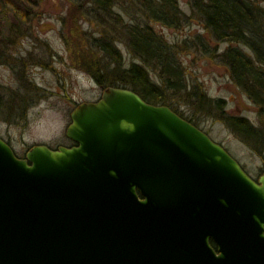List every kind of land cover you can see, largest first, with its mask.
I'll use <instances>...</instances> for the list:
<instances>
[{
    "label": "water",
    "instance_id": "obj_1",
    "mask_svg": "<svg viewBox=\"0 0 264 264\" xmlns=\"http://www.w3.org/2000/svg\"><path fill=\"white\" fill-rule=\"evenodd\" d=\"M70 117L71 148L0 137V264H264V174L128 88Z\"/></svg>",
    "mask_w": 264,
    "mask_h": 264
},
{
    "label": "rangeland",
    "instance_id": "obj_2",
    "mask_svg": "<svg viewBox=\"0 0 264 264\" xmlns=\"http://www.w3.org/2000/svg\"><path fill=\"white\" fill-rule=\"evenodd\" d=\"M75 1L82 5L85 3L83 9L75 10L73 0H28L26 21L16 14L21 13L20 9L0 11V19L4 21L0 25V33L5 34L8 40L6 50L12 54L10 57L5 55V60L0 62V136L9 141L21 157L36 144L54 148L69 144L71 140L67 139L66 129L71 122L72 111L79 103L97 101L104 91L90 72L74 63L70 44L66 43L67 36L77 34L85 37L88 32L93 38L108 34L113 36L127 63L138 60L122 42L123 32L111 16L102 19L101 10H90L92 0ZM116 1L115 10L126 21H131L133 16L141 19L133 0ZM177 1L182 11L177 18L179 28L160 22H153V26L169 43L183 45L177 58L185 69L191 88L199 85L207 96L225 100L226 113L247 117L252 124L260 125L259 105L230 78L228 68L190 46L198 36L210 35L194 16L189 0ZM212 42L220 50L228 45L226 42ZM155 75L154 72L153 77L157 78ZM22 82L31 84L32 90ZM32 91L33 99L27 104L23 116L13 113L11 97L17 99L14 104L17 105L22 94L27 96ZM175 100L172 102L182 113L195 119L252 175L258 176L264 171V151H259L252 141L233 131L217 116L216 110L200 111L189 100Z\"/></svg>",
    "mask_w": 264,
    "mask_h": 264
},
{
    "label": "trees",
    "instance_id": "obj_3",
    "mask_svg": "<svg viewBox=\"0 0 264 264\" xmlns=\"http://www.w3.org/2000/svg\"><path fill=\"white\" fill-rule=\"evenodd\" d=\"M27 2L28 0H0V11L20 9L21 13L16 14L26 21ZM73 2L75 10L85 6V3L82 5L75 0ZM133 2L137 4L136 12L141 19L133 16L131 21H126L115 10L118 5L116 0H92L90 10H101L102 19L107 15L113 18L123 32L122 42L138 60L127 63L113 36L104 34L92 38L87 32L89 39L77 34L67 36L66 43L70 44L74 63L90 72L101 87L131 89L149 103L171 107L199 127L201 125L195 119L182 113L172 101L189 100L200 111L216 110L217 116L227 122L233 131L252 141L259 151H264V0H189L194 16L210 35L198 36L197 41L191 42L190 46L228 68L230 78L259 105L260 125L252 124L247 117L226 113L225 100L207 96L199 85L191 88L186 80L185 69L177 58L179 48H183V45L169 43L153 26V22H160L179 28L177 18L182 11L177 0ZM3 22L0 19L1 26ZM0 34L2 62L5 55L10 57L12 54L6 50L5 43L8 40L5 34ZM213 40L217 43L226 42L228 45L220 50L217 45H213ZM154 72L157 78L153 77ZM17 73L20 74V71ZM21 84L32 90L31 84ZM33 94V91L27 96L22 94L17 105H14L17 99L12 96L10 105L13 113L23 116Z\"/></svg>",
    "mask_w": 264,
    "mask_h": 264
},
{
    "label": "flooded vegetation",
    "instance_id": "obj_4",
    "mask_svg": "<svg viewBox=\"0 0 264 264\" xmlns=\"http://www.w3.org/2000/svg\"><path fill=\"white\" fill-rule=\"evenodd\" d=\"M71 140V139H70ZM213 140H215V139H213ZM216 141V140H215ZM217 142V141H216ZM221 144V143H220ZM62 146H64V147H69V148H71V147H74V146H77V143L76 142H74L73 140H71V142L69 143V144H64V145H59V146H57V147H51V146H49L50 148H52V149H59L60 147H62ZM226 148V147H225ZM228 151V150H227ZM229 152V151H228ZM232 154V153H231ZM26 155V154H25ZM234 156V155H233ZM25 157V156H24ZM236 158V157H235ZM241 163V162H240ZM242 164V163H241ZM242 166H243V164H242ZM244 167V166H243ZM244 169L247 171V173L248 174H250L257 182H259V179H260V177L264 174V171L262 172V173H260V175H258V176H254V175H252L245 167H244ZM210 244H211V246L213 247V249L217 252V253H219V249H218V246L216 245V243H215V241L214 240H212V239H210Z\"/></svg>",
    "mask_w": 264,
    "mask_h": 264
}]
</instances>
